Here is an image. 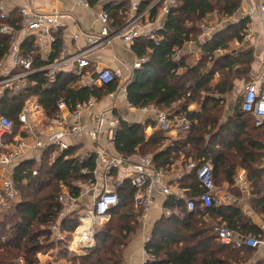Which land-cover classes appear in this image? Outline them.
<instances>
[{
	"label": "trees",
	"instance_id": "trees-1",
	"mask_svg": "<svg viewBox=\"0 0 264 264\" xmlns=\"http://www.w3.org/2000/svg\"><path fill=\"white\" fill-rule=\"evenodd\" d=\"M97 0H90L91 4ZM157 0H143L139 12H143ZM240 0H178V6L168 15L159 39H137L133 51L139 59L149 61L134 73L127 87V101L135 109L156 107L171 113V119L188 118L193 122L190 130L180 132L176 139L166 136L156 126L155 132L146 139V126H129L119 119V128L113 146L116 153L136 162L141 156H149L156 170L168 171L182 157L185 174L178 181L179 187L193 197L203 192L196 172H188L190 161L202 165L210 161L214 165L216 187L234 184L236 171L245 168L253 184V200L264 214V125L256 127L252 115L241 109V102L234 115L223 122L227 97L233 92L235 82L248 80L253 56L222 55L215 59L216 51H228L230 41L241 43L242 35L250 20H240L215 34L205 47L202 60L191 67V62H176L174 55L202 32L215 14L230 19L240 10ZM160 5L152 10L155 17ZM119 26L124 25L125 6H108L105 11ZM20 16L13 11L9 18L0 14V29L7 24L15 31L21 29ZM200 25V26H199ZM53 53L48 61L42 60L34 39L29 37L22 44L24 58L31 57L33 74L27 78V86L14 94L11 89L0 93V116L9 118L13 124L14 137L22 128L21 113L34 98L43 108L47 119L59 114L58 103H66L70 112L91 98L103 100L115 92L118 83L100 88H74L77 76L58 72L51 75L44 69L55 63L63 51L59 34L53 42ZM10 51V37L0 33V73L2 62ZM44 70V71H43ZM186 73H184V71ZM216 76L219 82L215 83ZM1 79V77H0ZM196 105L197 111L190 106ZM54 148L47 150L37 162L27 159L14 170V180L20 194L19 202L0 218V264H16L23 259L26 264H37L38 255L53 250L50 229L59 221L64 205L60 201L61 187L69 189L71 198L80 196L82 186L93 180L96 168L95 154L86 159L78 155V148L69 150L52 160ZM87 171L86 174L82 170ZM120 197L118 207L110 211L109 222L94 236L95 249L84 255H75L70 264H124L126 250L139 235L141 227L135 221L138 212L134 209L135 188L125 181L117 189ZM165 215L154 225L147 251L155 259L146 264H243L255 254L247 247L221 246L214 233L217 225L225 224L237 235H259V229L248 221L243 213L232 206L215 204L201 209L198 204L189 212L183 202L166 198ZM220 220V221H219ZM225 222V223H221ZM80 226L79 215L73 213L60 223L61 233L73 235ZM256 264H264V259Z\"/></svg>",
	"mask_w": 264,
	"mask_h": 264
},
{
	"label": "built area",
	"instance_id": "built-area-1",
	"mask_svg": "<svg viewBox=\"0 0 264 264\" xmlns=\"http://www.w3.org/2000/svg\"><path fill=\"white\" fill-rule=\"evenodd\" d=\"M77 2L85 7H89L88 0H77ZM140 0H131V10L127 17L126 24L123 28L112 30L108 24V14L106 12L100 15L103 28L98 38H90L89 43L92 45L84 52L75 54L70 60L78 65L79 70L87 69L91 63L87 57L88 53L109 46L112 42L120 40L125 45L133 44L139 39L142 34L139 28L141 23L152 16V10L156 6H161L160 11L163 15L168 17L172 9L178 6V0H157L153 5L143 12L140 10ZM5 9V0H0V14L3 18H8ZM258 19L264 25V0H258L257 5ZM20 16L21 29L19 31L13 30L12 27L5 24L1 27L0 33L10 37V51L6 58H10L13 64V71L0 79V93L11 89L14 94L18 93L27 86V78L33 74L31 57L24 58L22 56L21 45L18 40V32H21L23 40L31 36L41 37L43 32L49 33L60 29L61 19L63 15L57 10L51 13H40L30 6L20 7L17 10ZM255 11L249 9L246 15L241 20H252ZM201 29L205 34H210L211 28L208 25H201ZM254 34V29L250 25L243 35V42L248 41ZM148 40L159 39L155 33L144 34ZM143 36V37H144ZM174 60L179 62L181 54L174 55ZM149 61L148 57L138 59L128 77H124L121 71L112 69H103L96 75L95 82L101 86L111 83H118L117 90L109 94L113 98L117 92L122 93L127 98V87L134 77V73L140 70L145 63ZM62 63L57 62L44 70L54 75L56 70L61 67ZM43 70V71H44ZM241 109L243 112L252 115L256 127L264 125V63L263 75L258 81H251L245 84L243 88V95L241 96ZM129 107L133 108L130 104ZM97 107V100L91 98L86 103L79 105L72 117L74 123H69L63 111L68 110L65 102L58 103L59 114L50 119V129L46 133L44 139L33 140V145L29 146L24 139L14 137V142L8 143L7 139L13 137L14 130L11 120L5 116H0V218L7 214L19 202L20 194L14 180L15 168L31 153L42 156L50 148H54L52 153V160L54 161L58 156L69 150L71 145L67 142L70 137L82 138L88 136L96 144L94 153L96 168L93 172V180L88 185L82 186L80 197L90 193L92 199L91 208L85 214L79 215L80 226L73 234L76 237L75 246L81 250H89L94 244V236L99 226H103V221L110 219V211L120 204V197L117 189L122 187L125 181H130L135 188L134 209L138 212L135 219L140 225H144L147 214L153 204L154 194L160 193L166 198H173L175 201L183 202L189 212H193L197 205H201L203 210L213 204L218 205L216 201L217 187L214 182V165L207 161L202 165L190 161L187 164V171L196 172L197 180L203 192L199 195L191 197L186 190L179 187V183L175 186L169 184L166 178V172L163 170H156L152 159L149 156H141L136 162H131L123 156L115 152L113 142L116 132L119 128V121L113 117L108 110L95 112ZM95 110V111H94ZM144 111V108L139 109ZM69 111V110H68ZM70 112V111H69ZM92 112L93 125L82 123V119L86 113ZM30 113V106L26 105L21 113V121L23 126L27 124ZM193 122L188 118L171 119L169 111L155 109V125L165 133L172 130L186 132L190 130ZM22 126V128H23ZM107 134L108 140L102 144V137ZM20 138V139H19ZM90 153L84 154L81 159L85 158ZM121 169H127L128 174L118 177L116 174ZM86 174L85 169L82 170ZM182 175L178 176L177 182ZM69 189L65 186L61 187L60 201L64 205V210L61 212L59 221L50 229L52 233V240H61L62 233L60 223L71 213L75 211L74 202L79 199H73L70 196ZM167 218L171 217L172 213L169 210L164 212ZM100 221V222H98ZM106 222V221H104ZM264 231V227H263ZM214 233L218 243L224 247H235L238 249L247 247L252 250H259L264 247V234L259 237L237 235L226 224L217 225L214 228ZM72 239V238H71ZM151 242V235L144 237L143 242V256L148 261L155 259L147 251V246ZM89 253V252H88ZM39 254V261L37 264H58L50 260H45ZM16 264H26L23 259H19Z\"/></svg>",
	"mask_w": 264,
	"mask_h": 264
},
{
	"label": "crops",
	"instance_id": "crops-1",
	"mask_svg": "<svg viewBox=\"0 0 264 264\" xmlns=\"http://www.w3.org/2000/svg\"><path fill=\"white\" fill-rule=\"evenodd\" d=\"M143 0H140V2ZM89 7H85L77 2V0H5V9L8 18L11 16L13 11H17L20 7L30 6L31 8L37 10L40 13H51L54 10H57L63 18L61 19V27L57 31H53L49 33L48 31L43 32L41 37L31 36L34 39L35 45L40 53L42 60L45 62L49 60L53 53V42L55 40V36L59 34V37L62 39V48L63 51L61 53L60 58L55 62L62 63L65 61L66 63L62 64L60 68H58L55 72H63V73H72L77 76L76 81L73 84L74 88L80 87H96L100 88L101 85L95 82L96 75L99 71L103 69H112L115 71H121L124 77H128L131 74V69L134 63L139 59L138 56L133 51V44L125 45L120 40H116L112 42L109 46H104L102 48L95 49L88 53L87 57L91 63V66L84 70H79L78 65L72 62L70 59L79 52H84L92 45L89 43L90 38H98L100 37V33L103 28V23L101 22L100 15L106 11L108 6L112 7H120L125 6L126 12L124 14L123 21L124 25L119 29L123 28L126 24V20L131 10V0H97L94 4L90 3L88 0ZM244 4V10L242 12L239 11L240 15L237 18V22L241 20V18L246 15L249 9H253L255 11L254 17L249 21L247 28L251 25L254 29V34L251 38L246 42H237V44L241 45V49L239 51H234L232 53L225 51H216L215 59L222 57L224 54H228L230 56L242 57L246 53H251L253 56V63L251 67V73L248 80H239L235 82V85L240 86V94L243 95V88L245 84L251 81H258L259 78L263 75V63H264V25L258 19V11L257 5L258 0H242ZM243 7H241L242 10ZM167 17L162 14L161 11L153 17H149L145 19L141 23V28H139L142 36L139 38L146 39L144 34L146 33H155L157 34L161 29H163ZM211 19H216V27H214L211 22H208V26L212 29L210 34H205L203 31L200 36L195 41H190L187 43L184 48L181 50V56L185 58L186 62H191V67L198 64L205 53L206 45L213 40L215 34L220 31L226 29L225 23L228 21H220L218 19V15H213ZM230 20V19H228ZM242 21V20H241ZM247 21V20H245ZM108 24L112 30H117L116 27L119 26L118 23H115L114 20L109 17ZM246 31V30H245ZM244 31V33H245ZM18 40L22 47L24 43L23 35L21 32H18ZM144 36V37H143ZM54 64V63H53ZM48 67V66H47ZM13 64L10 58H6L1 65V73L0 77L3 78L8 73L12 72ZM184 73L185 70H183ZM54 74V75H55ZM218 78V79H217ZM219 82V77L216 76L215 83ZM127 98L120 93L117 92L113 98H110L107 95L103 100L97 101V107L95 112H100L104 110H108L112 113L113 117L116 119H121L126 122L129 126H135L137 124L145 125L146 128V139H149L152 134L155 132V109L156 107H148L144 108V111L139 109L131 108L128 105ZM27 105L30 106L29 117L27 118V124L25 125L27 131H24L28 137L31 135V147L33 145V140L35 139H44L46 133L50 129V123L47 117L45 116L43 108L39 105L38 100L36 98L32 99ZM192 111H197L196 105L190 106ZM65 119L69 123H74V119L72 117V112L65 110L62 112ZM233 113H230L229 116L223 118V122H227L228 119L232 116ZM93 113H86L82 119V123L88 124L90 126L93 125L92 119ZM24 126V127H25ZM179 132L177 130H172L166 133L167 137L176 139ZM108 140V135L105 134L101 142L102 144L106 143ZM67 142L71 145V147L78 148V155L83 156L86 153H92L95 150L96 144L92 141V139L88 136H84L82 138L70 137L67 139ZM29 156V158H28ZM25 157L22 162L27 159H31L38 163L41 156L36 154V152H31ZM184 156L182 155L179 161H176L175 164L171 167L170 170L166 171V178L169 184L175 186L178 184L177 178L180 175L185 174L184 167L182 166ZM261 169L264 170V164ZM129 171L127 169H121L116 176L122 177L128 174ZM216 193V201L218 205L216 206H232L234 205L237 209H239L243 215L250 221L251 224L256 226L259 229V235H248L253 237H259L264 234V214L256 208L253 200L256 198V195L253 194V184L249 179V174L245 168L239 167L236 171V175L234 178V184L230 186V184H224L223 188L217 187ZM90 193H87L77 199L74 202L76 207L75 211H70L68 213H77L78 215L85 214L92 205V199L90 197ZM166 202V197L161 195L160 193L154 194L153 204L147 214L144 225H140L141 230L139 235L135 238L129 248L126 250L124 255V264H146L147 260L143 256V242L144 237L147 235H151L154 225L164 216L165 208L164 204ZM71 213V214H73ZM70 214V215H71ZM69 216V215H68ZM106 221V219L104 220ZM103 221V222H104ZM220 221V220H219ZM225 223V222H221ZM226 224V223H225ZM102 227V226H100ZM64 235L63 233L61 234ZM243 236H247L245 234H240ZM71 235V243L75 247V253L77 255H82L81 253L84 250L78 249L75 246L76 237H72ZM95 240L94 244L89 250H86L85 254L91 252L95 249ZM256 251V259L254 261H250L248 263L243 264H256L257 262L264 259V247ZM43 258V256H41ZM44 259V258H43Z\"/></svg>",
	"mask_w": 264,
	"mask_h": 264
},
{
	"label": "rangeland",
	"instance_id": "rangeland-1",
	"mask_svg": "<svg viewBox=\"0 0 264 264\" xmlns=\"http://www.w3.org/2000/svg\"><path fill=\"white\" fill-rule=\"evenodd\" d=\"M240 1H241V6H240V10L239 11L242 12L244 10L245 6L242 3V0H240ZM241 7H243L242 10H241ZM239 11L234 17L230 18V20L225 19V18L222 19L219 16H218V19L220 21H223V22L228 21V22H226L224 24L225 27L230 26L232 24L237 23V18L240 15ZM209 22H211V24L214 27H216V24H215L216 23V19H211ZM200 34H201V32L198 33L197 37L194 38L193 41L197 40L198 37L200 36ZM243 35H245V33ZM243 35H242V38H243ZM228 43H229V47H228V51L227 52H229V53H232L234 51H239V49H241V45L237 44L236 40L230 41ZM242 83H243V81H242ZM242 83H241V85H242ZM241 85L240 84H239V86L235 85V88L233 89V92L227 97V100H226V103H225V108H224V117L229 116L230 113H233L232 115H234V112H235L237 106L242 101L241 94H240V92H241L240 86ZM24 131H27L26 126L25 127L23 126V128H21L19 130V132L16 134L17 136H15V137H17V138L20 137V138L24 139L25 142L30 146L31 145V135H30V137H28V135ZM28 158H29V156H28ZM98 222H100V221H98ZM108 222H109V219H107L106 222H103L104 225L102 227L99 226L98 229L96 230V232L98 230L102 229ZM62 238H63L62 239L63 241H62L61 244L55 245L53 250H48L47 249V251L45 253L41 254L45 260H50V261H53V262L58 263V264H70V259L73 256L77 255L74 252L76 249H75L74 245L71 243V241H72L71 240V236L63 235ZM52 241H55V243H57V242H59L61 240H58V239L57 240H50V243ZM255 259H256V252H255V254H253L248 259L247 263L250 262V261H254Z\"/></svg>",
	"mask_w": 264,
	"mask_h": 264
},
{
	"label": "water",
	"instance_id": "water-1",
	"mask_svg": "<svg viewBox=\"0 0 264 264\" xmlns=\"http://www.w3.org/2000/svg\"><path fill=\"white\" fill-rule=\"evenodd\" d=\"M85 253H86V252L84 251V252H82L81 254L84 255Z\"/></svg>",
	"mask_w": 264,
	"mask_h": 264
}]
</instances>
